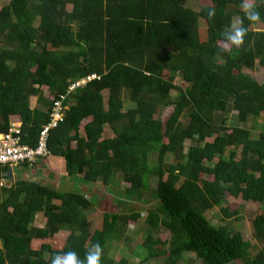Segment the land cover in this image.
Returning a JSON list of instances; mask_svg holds the SVG:
<instances>
[{
    "label": "trees",
    "instance_id": "1",
    "mask_svg": "<svg viewBox=\"0 0 264 264\" xmlns=\"http://www.w3.org/2000/svg\"><path fill=\"white\" fill-rule=\"evenodd\" d=\"M240 4L9 0L0 7V133L18 116L22 143L34 147L53 102L64 96L49 155L37 163L74 180L67 190L24 180L6 187L9 168L0 167V264H51L68 250L83 257L96 243L104 250L101 264H130L109 249L128 240L139 221L147 235L131 250L133 264H189L188 253L203 264H264V125H247L264 113V82L244 72L264 66V0L256 2L257 23L244 18ZM236 16L248 29L245 44L224 53L221 33ZM168 107L163 122L158 116ZM229 108L237 112L235 125L227 124ZM121 182L127 187L116 198L120 212L104 213L92 230L94 196L87 199L79 183L109 189ZM229 197L262 205L253 220L255 245L231 221L219 227L207 218ZM133 203L152 208L131 210ZM38 213L41 228L33 226ZM162 229L168 239L153 235ZM62 231L68 234L53 248L48 240ZM35 240L41 243L34 247Z\"/></svg>",
    "mask_w": 264,
    "mask_h": 264
},
{
    "label": "rangeland",
    "instance_id": "2",
    "mask_svg": "<svg viewBox=\"0 0 264 264\" xmlns=\"http://www.w3.org/2000/svg\"><path fill=\"white\" fill-rule=\"evenodd\" d=\"M9 0H0V7L6 3H8ZM260 1V0H259ZM258 2V0L256 1ZM192 7H198L202 5H208L210 4V0H191ZM244 72L248 73L252 77L256 78L259 82H264V66L257 63L254 69H244ZM175 82L181 83L180 78L177 76L175 78ZM45 90V89H44ZM45 94L46 90H45ZM104 97L106 98L107 92L105 91ZM175 94V91L172 90V95ZM36 98L32 97L30 99V106L33 107L35 105ZM171 108H165L161 111L160 115L158 116L163 122L167 120L171 113ZM14 120H17L16 118H13ZM226 120L228 125H235L237 123V112L229 108L228 113L226 114ZM256 127V130H260L261 126L264 125V113L257 119L249 120L248 126L254 125ZM105 135L108 136L110 134V131L108 128H105ZM212 139H209L208 141H211ZM188 149V148H187ZM152 159H155L153 157ZM37 167V166H36ZM35 167V168H36ZM42 173L44 169L41 170ZM46 178V179H45ZM43 181H41V180ZM39 181L42 184H47L51 188L59 189L62 188L63 190H67L71 187L72 181L69 178H61L58 175H52L45 172V174L41 175V178ZM60 180V181H59ZM8 185V184H6ZM79 186L82 190V192L85 194L86 198L90 199L92 196H94V206L91 210L88 211V215L91 216L92 221V230L100 228V225L102 223V218L104 213H116L120 212L119 204L117 203V196L121 194V192L124 190V188L127 187V184L120 183L116 184L113 183L109 189H106L101 184H93L88 183L87 185L80 184ZM155 187L154 180L150 183V188L152 189ZM231 211H239V217L242 218L240 221L235 222V217L228 218L225 216V214L221 211L223 207H227ZM128 207L131 208V210L136 211H142L145 213L148 209H151V206H141L139 204H131ZM262 205L258 203H251V202H245L241 198H233L229 197L227 200V204L222 205L221 207H216L213 210L207 212L206 216L207 218L216 226H225L228 225L231 221V223L236 227L237 230L241 231V233L244 235V238L247 241H250L254 245L256 244L255 240L253 239V220H255L257 213H259V210H262ZM45 223V218L42 213H38L36 215L35 221L33 223V226L35 227H43ZM139 230V231H138ZM136 231L139 232V234L136 233ZM68 232L62 231L58 234H55L51 239L48 241L52 243L53 248H58L62 240L66 237ZM128 240L121 238L120 240H115L111 242V247L109 249V254L112 256L116 261H119L121 258L127 260L130 264L136 263L138 261V257L131 251L133 248L136 247L139 243L143 241V239L146 237L145 233V225L143 224V221H139L138 224L134 228L128 229L127 232ZM153 235L160 236L165 239H168L171 236V233L169 230H159L155 233L153 232ZM41 240H35L34 247L38 246L41 242ZM186 260L189 264H203L202 260L196 258V256L193 253H188L185 256ZM148 264H166L164 259H151L149 260ZM242 264V263H240Z\"/></svg>",
    "mask_w": 264,
    "mask_h": 264
},
{
    "label": "built area",
    "instance_id": "3",
    "mask_svg": "<svg viewBox=\"0 0 264 264\" xmlns=\"http://www.w3.org/2000/svg\"><path fill=\"white\" fill-rule=\"evenodd\" d=\"M94 78L95 76L92 75L72 83L69 86V91L84 85ZM64 98V96H60L59 99L53 102L49 112V120L39 131L34 147L22 143L20 119L16 118L17 120H14L10 118L8 130L0 133V167L6 166L13 169L26 165L28 168H34L39 160L49 155L47 147L49 132L63 120Z\"/></svg>",
    "mask_w": 264,
    "mask_h": 264
},
{
    "label": "clouds",
    "instance_id": "4",
    "mask_svg": "<svg viewBox=\"0 0 264 264\" xmlns=\"http://www.w3.org/2000/svg\"><path fill=\"white\" fill-rule=\"evenodd\" d=\"M240 9L244 13V18L248 21L260 22V13L257 10L256 0H241ZM209 20L216 16L215 8H210L207 12ZM248 29L244 26V19L236 16L221 33L222 40L220 49L224 53H231L233 48L241 49L245 44ZM103 248L99 243L91 245L85 255L81 257L76 251L68 250L52 256L51 264H101Z\"/></svg>",
    "mask_w": 264,
    "mask_h": 264
},
{
    "label": "crops",
    "instance_id": "5",
    "mask_svg": "<svg viewBox=\"0 0 264 264\" xmlns=\"http://www.w3.org/2000/svg\"><path fill=\"white\" fill-rule=\"evenodd\" d=\"M11 118H19L18 116H12ZM37 166V167H36ZM34 168H26L23 166H19L13 169L9 170L11 171L10 176L11 178L8 177V179H3L1 184H3L4 186H9L10 184L16 182V181H20V180H24V181H28V182H35V183H39L43 181L41 180V175L45 174V172H47L48 174H50L46 168L44 167L43 164H41L40 162L37 163ZM42 169H44L43 173H42ZM39 179L41 181H39ZM46 179V178H45ZM60 181V180H59ZM8 184V185H6Z\"/></svg>",
    "mask_w": 264,
    "mask_h": 264
},
{
    "label": "water",
    "instance_id": "6",
    "mask_svg": "<svg viewBox=\"0 0 264 264\" xmlns=\"http://www.w3.org/2000/svg\"><path fill=\"white\" fill-rule=\"evenodd\" d=\"M10 173H11V171H10V170H8V177H9V178H11V176H10Z\"/></svg>",
    "mask_w": 264,
    "mask_h": 264
}]
</instances>
